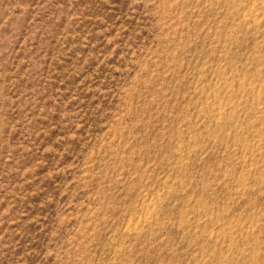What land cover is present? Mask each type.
Segmentation results:
<instances>
[{
  "label": "rangeland",
  "instance_id": "obj_1",
  "mask_svg": "<svg viewBox=\"0 0 264 264\" xmlns=\"http://www.w3.org/2000/svg\"><path fill=\"white\" fill-rule=\"evenodd\" d=\"M0 264H264V0H0Z\"/></svg>",
  "mask_w": 264,
  "mask_h": 264
}]
</instances>
